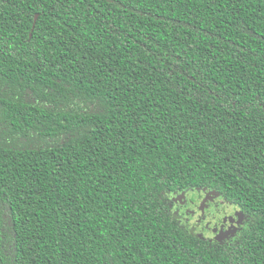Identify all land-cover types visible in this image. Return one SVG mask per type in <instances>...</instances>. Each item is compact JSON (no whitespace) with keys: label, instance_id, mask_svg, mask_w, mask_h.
Wrapping results in <instances>:
<instances>
[{"label":"trees","instance_id":"obj_1","mask_svg":"<svg viewBox=\"0 0 264 264\" xmlns=\"http://www.w3.org/2000/svg\"><path fill=\"white\" fill-rule=\"evenodd\" d=\"M0 264H264V0H0Z\"/></svg>","mask_w":264,"mask_h":264},{"label":"rangeland","instance_id":"obj_2","mask_svg":"<svg viewBox=\"0 0 264 264\" xmlns=\"http://www.w3.org/2000/svg\"><path fill=\"white\" fill-rule=\"evenodd\" d=\"M174 198L177 202L176 214L179 220L195 233L205 237L214 238L221 229L223 234H228L229 229L238 223H236L238 213L233 206L227 205L219 198H212L206 192H190L176 195ZM227 218H231L232 222L231 220L224 222ZM220 236L221 234L218 238Z\"/></svg>","mask_w":264,"mask_h":264},{"label":"flooded vegetation","instance_id":"obj_3","mask_svg":"<svg viewBox=\"0 0 264 264\" xmlns=\"http://www.w3.org/2000/svg\"><path fill=\"white\" fill-rule=\"evenodd\" d=\"M229 220H231V218H227V219H225L224 222L229 221ZM224 222H223V223H224ZM231 222H232V220H231ZM237 222H238V220H236V223H237ZM231 225H232V224H231ZM231 225H229V226L232 227ZM235 225H236V226H234V227H232V228L229 229V233H228V234H226V233H225L226 235L223 234L222 231H221L222 229H221V230H219V232L215 235V237L218 238V235H219V234H221V236H220L219 238H221V237H227V235L231 234V233L233 232V230H235V229L237 228V224H235ZM229 226H228V227H229ZM222 227H223V226H222ZM223 232H224V231H223Z\"/></svg>","mask_w":264,"mask_h":264},{"label":"water","instance_id":"obj_4","mask_svg":"<svg viewBox=\"0 0 264 264\" xmlns=\"http://www.w3.org/2000/svg\"><path fill=\"white\" fill-rule=\"evenodd\" d=\"M237 216H238V218H239V222H238V223H240V221H241V219H242V216H241V214H238Z\"/></svg>","mask_w":264,"mask_h":264}]
</instances>
